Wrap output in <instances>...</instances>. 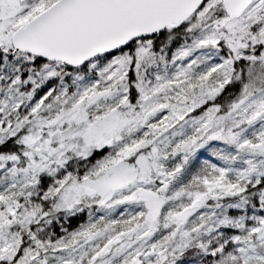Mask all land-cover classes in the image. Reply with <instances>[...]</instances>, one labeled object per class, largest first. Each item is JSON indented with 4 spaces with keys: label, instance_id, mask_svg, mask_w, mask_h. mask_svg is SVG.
Instances as JSON below:
<instances>
[{
    "label": "snow or ice",
    "instance_id": "snow-or-ice-1",
    "mask_svg": "<svg viewBox=\"0 0 264 264\" xmlns=\"http://www.w3.org/2000/svg\"><path fill=\"white\" fill-rule=\"evenodd\" d=\"M0 264H264V0H0Z\"/></svg>",
    "mask_w": 264,
    "mask_h": 264
}]
</instances>
